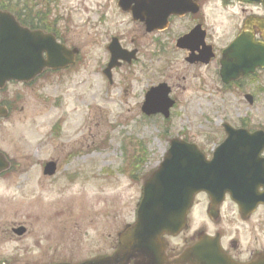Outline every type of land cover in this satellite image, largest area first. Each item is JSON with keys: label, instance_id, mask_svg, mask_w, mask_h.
I'll return each instance as SVG.
<instances>
[{"label": "rangeland", "instance_id": "374dc122", "mask_svg": "<svg viewBox=\"0 0 264 264\" xmlns=\"http://www.w3.org/2000/svg\"><path fill=\"white\" fill-rule=\"evenodd\" d=\"M47 1L48 9L52 11L56 2L53 12L68 18L71 30L62 38L80 49L78 63L71 71L48 75L27 87L11 84L1 92L0 99L10 103L11 113L0 121V151L7 159L20 161L70 159L62 171L75 167L86 171L90 179L86 184L80 182L83 179L77 181L69 191L38 188L30 201L33 205L50 209V202L76 204L72 209L87 211L83 219L94 221V230L102 227L113 234L135 218L141 195L135 173L129 168L128 174L123 171L124 159H138V174L144 179L163 159L173 137L197 143L211 157L225 137L224 122L264 129V69L253 78L226 86L218 75L219 63L189 64L187 54L165 34L161 36L168 42L164 53L149 60L144 49L140 59L117 70L110 83L103 74L109 57L105 46L108 23H116L113 28L121 24L128 43L133 37L144 42L139 26L118 8L117 0ZM242 6L221 7L220 28L212 36L219 49L239 29ZM161 81L174 86L177 99L167 120L147 117L141 111L146 91ZM246 93L254 97L252 104L245 99ZM11 176L0 180V209H28L30 188L14 189ZM195 221L191 220L192 230L200 221L199 214ZM187 235L173 242L180 243Z\"/></svg>", "mask_w": 264, "mask_h": 264}, {"label": "flooded vegetation", "instance_id": "af4514ba", "mask_svg": "<svg viewBox=\"0 0 264 264\" xmlns=\"http://www.w3.org/2000/svg\"><path fill=\"white\" fill-rule=\"evenodd\" d=\"M184 1L188 4L190 12L169 16L163 24L165 27L163 30L147 32L143 22H136L141 35L144 36V42H141V37L137 41L136 37H133L129 43L126 42L121 24L113 28L116 23H108L110 30L107 42L117 38L123 48L137 50L136 60L133 59L130 64L123 62L120 67L113 70V74L117 70L137 62L144 49L149 53V60H153L160 47L165 49L168 45V42L160 39L161 35L168 34L169 42H174L175 45L179 37L191 31L195 32L197 38L202 36L204 42V45L200 43L197 46L194 51L195 55L200 54L207 44L212 45L214 52V57L208 64L197 62L191 65L200 67L218 63L221 50L217 47L212 36L220 28L221 7L239 3L223 0ZM240 4L243 5L241 11L244 15L239 32L247 17L255 15L264 17V10L261 6H257L256 10H253V6ZM49 5L50 2L47 0H0V11L12 15V25L29 31L51 33L56 36L58 41L65 43L62 36L71 30V24L68 18L61 13L53 12L58 7L56 2L52 6V11L48 9ZM193 7L194 12L191 11ZM126 14L131 16L130 13ZM257 30L258 28L255 27V31ZM196 41L193 40V42ZM106 48L108 50V45ZM180 50L186 54L189 53L187 49ZM108 56L109 61L111 56L109 51ZM144 57L148 59V56ZM72 69L73 67L55 71L46 70L33 82L11 81L9 84L29 86L48 75L62 74ZM172 87L174 86L172 85ZM0 106L11 109L10 103L2 99H0ZM22 160L24 161L11 159L9 171L0 173L1 181L12 175L9 180L12 181L14 189L29 187V195L32 196L28 199V209L27 207H13L11 210L0 209V264H84L91 260H100L98 264H107L105 261L109 260L108 258L119 246L120 232L133 221L124 223L112 234L110 230H105L102 227L94 230L95 222L83 219L87 211L80 210L81 212H79L76 204L50 202L48 205L50 209H42L44 207L42 205H33L30 201L33 199V193H39L38 188H44L47 191L57 187L63 191H69L77 181L83 179L84 181L80 182L86 184L90 178L86 176V171H76L75 167L62 171L63 166L68 164L70 159ZM49 161L55 163L56 170L52 173L45 172L46 164ZM131 163H134V167L131 166ZM127 168L135 173L134 178H141L142 175L138 174L140 172L138 159H125V172H127ZM230 168H233L237 180L221 183L225 187V194L223 200L213 208V215L208 213L211 203L208 193L202 192L196 196L189 218H196L199 213L201 218L198 226L188 238H185L182 243H175L172 242V237L166 236V241L160 243L163 251L150 254V257H146L143 253H136L138 255L136 259L130 258L128 262L122 264H189L188 262H179L177 258L187 246L198 239L199 234H207L218 239L224 252L237 263L246 264L263 258L264 202L250 195H264V152L249 162L242 161L233 165L220 166L221 172ZM232 194L243 196L238 202L232 198ZM73 206H76L75 209H72ZM197 206H200V211L196 210ZM46 210L49 211L45 214ZM96 237L103 239L101 242H95L94 238Z\"/></svg>", "mask_w": 264, "mask_h": 264}, {"label": "water", "instance_id": "95a60500", "mask_svg": "<svg viewBox=\"0 0 264 264\" xmlns=\"http://www.w3.org/2000/svg\"><path fill=\"white\" fill-rule=\"evenodd\" d=\"M132 2L135 3L134 6L131 5ZM184 2L119 0V5L124 10L130 9L134 18L146 19V23L150 25L152 14H155V19H165L170 13L188 11ZM262 2L264 3V0ZM151 4L156 10L158 7L163 9L159 12L152 11ZM1 19L7 21L10 16L7 13H0V21ZM254 24L264 32V21L249 20L238 39L223 51L220 74L226 83L254 73L257 67H264V42L254 40L252 30ZM35 33H18L8 30L7 27L0 28V87L10 79L28 80L40 73L44 67L61 68L74 62L77 49L70 50L58 44L50 34ZM208 50L211 52V48ZM122 51L127 53L125 50ZM44 52L47 55L46 60L43 57ZM123 53L112 49V63L106 70L109 77L110 69L117 59L127 58ZM211 56L203 57V61L208 62ZM169 92L170 88L165 83L151 88L146 94L143 111L146 114L161 111L168 116V109L172 105L168 99ZM247 98L252 102L251 96L247 95ZM224 127L228 137L217 147L211 161L206 160L196 144L177 138L171 140L170 148L160 167L144 182L136 222L128 225L120 234V247L113 257L105 261L107 264L127 262L130 257L136 255V252L156 251L157 241L164 233L177 234L187 227V213L198 192L207 191L213 200L221 198L220 191L215 190L220 180L225 178L217 169L219 159L227 156H258L264 148L263 131L249 133L244 129L235 130L229 124H225ZM4 159L0 153V171L7 166ZM183 259L190 260L192 264H236L222 252L219 242L208 236H200L193 246L185 250ZM98 262L100 260L84 264ZM250 264H264V258Z\"/></svg>", "mask_w": 264, "mask_h": 264}]
</instances>
